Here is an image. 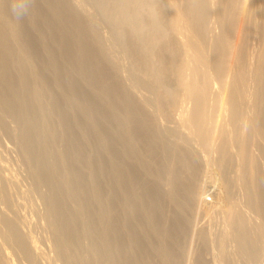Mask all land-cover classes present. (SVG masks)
<instances>
[{
  "label": "bare ground",
  "instance_id": "1",
  "mask_svg": "<svg viewBox=\"0 0 264 264\" xmlns=\"http://www.w3.org/2000/svg\"><path fill=\"white\" fill-rule=\"evenodd\" d=\"M0 147V264H263L264 0H0Z\"/></svg>",
  "mask_w": 264,
  "mask_h": 264
},
{
  "label": "rangeland",
  "instance_id": "2",
  "mask_svg": "<svg viewBox=\"0 0 264 264\" xmlns=\"http://www.w3.org/2000/svg\"><path fill=\"white\" fill-rule=\"evenodd\" d=\"M104 27H101V30H102V33H104L103 35H105V32L106 31H104V30H106L105 28L103 29ZM3 141L5 142V143H7L8 144V142H7V140L5 139H3ZM3 142V143H4ZM1 148V147H0ZM0 152H1V154H0V156L1 157H3V159L4 160H9V158L7 157V156H10V157H12V153H10V154H6L4 151H3V149L1 148V150H0ZM7 155V156H6ZM6 156V157H5ZM12 164L10 163V169H12V170H14L15 168L17 169V167L13 164V166H11ZM16 169L14 170L15 172H17L16 171ZM13 172V171H12ZM19 175H23L22 173H21V171L19 170ZM20 181H22V182H20L19 183V187H20V190L22 189V190H24L25 188L24 187H26L27 186V183H25V181L23 180V179H21ZM25 192V191H24ZM16 196L14 195V197H13V201H14V203H16L17 202V197L15 198ZM25 198H26V196H25ZM27 199V202H28V198H26ZM16 200V201H15ZM18 200H20V199H18ZM29 204L27 203V208H25L24 207V209H22V207H19L18 208V210L20 211V212H25L26 213V215H27V217L29 216V213L28 212H30L29 211ZM30 217V216H29ZM28 217V221L30 220L31 221V223H30V228H29V230H31V234H33V236L34 237H36V239H42L43 237L42 236H45V233H44V231L42 230V228L40 229V224L38 223V224H36L37 222H35V220L33 221L32 219H30ZM34 222H35V224H34ZM31 227H33V228H31ZM43 234V235H42ZM39 237V238H38ZM14 259V264H19L18 263V259L17 258H13ZM17 261V262H16ZM264 264V263H263Z\"/></svg>",
  "mask_w": 264,
  "mask_h": 264
}]
</instances>
